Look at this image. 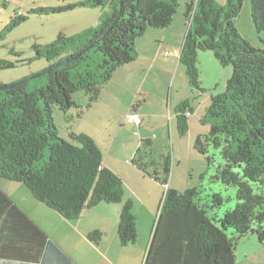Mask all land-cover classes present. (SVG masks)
Listing matches in <instances>:
<instances>
[{
  "label": "trees",
  "instance_id": "16d2710c",
  "mask_svg": "<svg viewBox=\"0 0 264 264\" xmlns=\"http://www.w3.org/2000/svg\"><path fill=\"white\" fill-rule=\"evenodd\" d=\"M249 1L254 29L264 33V0ZM105 4L82 0L47 12ZM108 6L110 14L97 27L69 38L59 36L36 49V57L51 65L43 87L28 92V81L0 91V179L22 184L34 201L69 222L101 204H122L117 236L120 246L127 247L136 242V219L132 202H123L122 180L103 166L102 153L90 137L70 132L68 140L60 138L52 112L76 108L72 96L79 91L88 97V108L96 103L116 70L135 61V41L148 29L169 28L179 6L178 0H113ZM241 6L242 0H227L223 6L214 0H189V26L178 59L189 84L200 92L199 52H212L222 66L231 68L224 91L211 96L207 108L206 117L216 122L207 135L198 136L194 149L207 162V173L212 171L211 183L218 182L224 192L235 190V205L219 216L232 200L223 192L205 193L200 186L184 192L167 188L143 264H235L240 239L252 233L264 242V50L238 34L234 21ZM21 21L20 16L9 26ZM12 67L0 61V69ZM187 108L185 101L177 110L180 136L189 129ZM151 149L150 140L140 141L131 163L167 186L169 159L163 178L156 170L146 173L141 159L151 155ZM46 151L47 160L39 165ZM101 237L95 231L88 239L97 244ZM0 264L75 263L0 189Z\"/></svg>",
  "mask_w": 264,
  "mask_h": 264
},
{
  "label": "rangeland",
  "instance_id": "374dc122",
  "mask_svg": "<svg viewBox=\"0 0 264 264\" xmlns=\"http://www.w3.org/2000/svg\"><path fill=\"white\" fill-rule=\"evenodd\" d=\"M80 1L82 0H0V61L13 64L12 68L0 69V84L11 85L46 71L51 65L44 58L36 57V49H43L56 41L59 36L69 38L97 27L100 19L110 14L111 8L108 4L113 0H105L106 4L101 8L47 12V9L56 10ZM184 1L178 0V6L183 8ZM214 1L218 6H223L227 0ZM41 9H45L46 12L34 13ZM20 16L24 21L10 27L11 22ZM188 25L187 21V30ZM234 25L238 34L252 47L264 50V33H257L254 29L249 0H242L240 13ZM163 31L165 30L148 29L146 34L135 41L136 52L140 54L138 61L119 68L111 82L102 86L98 101L90 108L87 107L88 97L83 91H79L72 96L76 108L68 110L65 114L54 108L52 117L60 138L68 140L70 132L83 133L92 138L102 153L103 161L111 164L114 174L120 176L125 188V182L130 185L135 182L134 180H140L148 190L154 187L155 199L152 210L158 208L166 187L170 186V189L184 192L185 189L200 186L204 188L205 193L223 192L224 196L232 199L218 211L219 216H222L226 210L232 209L235 205L233 201L235 190L224 192L223 186L218 182L211 183L209 177L212 171L207 173V162L194 149V143L198 136L207 135L210 126L216 122L206 117L207 108L211 104L210 95L221 92L220 83L223 82V74H231V68L222 66L212 52H199L197 74L200 88L204 90L203 84L209 82L207 77L209 78L211 74L217 75L220 83L210 91L205 89L204 92H200L194 89L189 84L184 66L175 63V59L169 55L171 48L159 50L160 44L154 42L156 38L154 33H158L157 35L166 33ZM205 53L211 55V63ZM153 56L158 60L156 68L149 74L148 63ZM216 66L219 68L218 71L215 70ZM152 77L157 80L155 85ZM124 83H129L130 86L122 89ZM45 84L44 76L33 78L28 82L26 90L31 92ZM156 86H159V89ZM113 98L117 101L115 102ZM185 101H188L189 106L186 109L187 119L191 114L194 116L190 119L186 135L180 136L173 108L175 104H182ZM110 106L123 115L133 108L140 110L141 127L137 128L127 119L122 126L119 116L110 113ZM148 111L156 114L157 118L145 116L144 113L151 114ZM142 140L153 142L151 155L146 154L141 159L146 166V173L153 174L156 170L159 172L158 176L163 178L164 161L169 159L167 186L156 183L132 165L131 160ZM46 160L47 151L38 162L39 165ZM217 162H220L219 157ZM202 175L204 178L201 180ZM0 189L30 214L36 212V209H44L40 206L38 208V202L33 201L22 184L0 179ZM34 205H37L36 209ZM35 212L33 214H36ZM141 221H143L142 215H140ZM146 238H149L148 231L140 230L139 242L144 244ZM249 239L255 241L252 246ZM241 243L244 251L239 248ZM236 250L241 256L237 257L235 264H264V242L259 243L255 236L241 239ZM246 252H250L248 253L250 256L244 259Z\"/></svg>",
  "mask_w": 264,
  "mask_h": 264
},
{
  "label": "crops",
  "instance_id": "0c3cea01",
  "mask_svg": "<svg viewBox=\"0 0 264 264\" xmlns=\"http://www.w3.org/2000/svg\"><path fill=\"white\" fill-rule=\"evenodd\" d=\"M188 2L189 0L184 1L183 8L179 6L174 16L171 26L167 29H164L165 31H163L166 33H161L159 35H157L158 33L157 34L154 33V35L156 36V38L154 39V42L160 44L159 50H162L167 47L171 48V52L169 55H171L175 59V63H178L179 65H181L178 61L180 51L182 48L184 38L187 34L186 31H188L187 30V20L185 18L186 4ZM168 31H170L171 33H167ZM136 50H137V47H136ZM205 54H206L205 56L211 63V55H209V53H205ZM139 57H140V54L137 53V56L135 59L136 62L138 61ZM157 60L158 59H156V57L154 56L149 60V63H148L149 64V67H148L149 74L151 73L153 69L156 68L155 66L157 64ZM215 68H216L215 69L216 71L219 70L217 66ZM223 77H224L222 79L223 82L220 83L218 81L219 78L217 79V75L214 74L212 76L211 74L209 78L207 77V80H209V82H206L205 85L203 84L204 90L206 89L210 91L212 89H215L216 87H218L219 85L218 83H220L222 85L220 89H221V92H223L224 85L227 79L230 77V74L227 75V73H224ZM152 80L155 85L157 82L156 78L152 77ZM109 82H111V80ZM124 85L122 89H125L124 87L130 86L129 83H124ZM157 88L159 89V86ZM157 88L156 90H158ZM146 92L149 93V91L147 90ZM215 95L217 94L211 93L210 99H211V96H215ZM113 100L115 102L117 101L116 98H113ZM179 105H180L179 103L175 104L173 108L175 118L177 115V110H178ZM109 111L114 116H117V115L119 116V118L122 120V126L124 125L123 122L125 121L126 116L128 114H136L139 116V112H140V110L133 108L127 111L126 114L123 115L121 114L122 112L117 113L116 108L111 107V106L109 107ZM144 115L145 116L147 115L149 118H157V115L152 114V113L151 114L144 113ZM193 116L194 115L191 114L190 117L188 118V125H189L190 119ZM109 122H111V120H109ZM133 125L139 128L142 125V121L140 125H136V124H133ZM79 134H83V133H79ZM103 166L111 170L113 173H115L111 164H108L107 162L103 161ZM134 181L135 182H133L130 185H128L127 182H125L126 188L124 186L123 202L130 200L133 204V214L136 219V233H137L136 242L127 247L120 246L119 241H118V236H117V227H118L119 215H120V211L122 208V204H118V205L101 204L97 206L96 208L84 211L80 219L73 221V222H69L65 220L64 218H62L56 212L49 210L48 208H46L44 205L40 203H38L39 204L38 208L42 207L44 209H36L37 205H34V209H36V212L33 211V213L35 212L36 214H33V213L30 214V212H28L27 210L24 211L23 209H21V207L16 202L14 201L13 202L27 216H29V218H31L35 222V224L46 233L49 239L52 240L75 264H143L145 256H146V252H147V249L150 243L153 226L156 221L158 211H159L163 198L158 208H155L154 210H152L153 201L155 199V188L152 187L151 190H148L147 188L143 186L140 180H134ZM167 188H171V187L169 186V187H166V189ZM173 190L180 192L174 188ZM164 193L162 197H164ZM140 215L143 216V221L141 222H140ZM140 230L142 231L146 230V232L148 231L149 238H146V241L144 244L139 242ZM95 231L101 233L102 235L100 241L97 244L91 242L88 239L89 235ZM246 236L256 237V235L252 233H249ZM249 240L252 246L253 242L255 241H253V239H249ZM242 245L243 243L240 244V247H239L240 250L242 249L241 248ZM248 253L250 252H246L244 254L245 255L243 257L244 259H247V257L250 256V254ZM239 256L241 255H239L238 250H236L235 251V263L237 261V257L239 258Z\"/></svg>",
  "mask_w": 264,
  "mask_h": 264
},
{
  "label": "water",
  "instance_id": "95a60500",
  "mask_svg": "<svg viewBox=\"0 0 264 264\" xmlns=\"http://www.w3.org/2000/svg\"><path fill=\"white\" fill-rule=\"evenodd\" d=\"M72 60H73V59H69V60L61 61V62H59L58 64L54 65V67L61 66V65L66 64V63H68V62H70V61H72ZM50 69H51V68L47 69L46 71H44V72L41 73V74H38V75H36V76H34V77H32V78H29V79L23 80V81H21V82H17V83H15V84H11V85H4L3 87H0V91H4V90L11 89V88L15 87L16 85L25 84V83H27L28 81H30L31 79H33V78L42 77V76H44L45 74H47V72H48Z\"/></svg>",
  "mask_w": 264,
  "mask_h": 264
},
{
  "label": "built area",
  "instance_id": "2783aa9c",
  "mask_svg": "<svg viewBox=\"0 0 264 264\" xmlns=\"http://www.w3.org/2000/svg\"><path fill=\"white\" fill-rule=\"evenodd\" d=\"M167 55V53H166ZM126 119L129 123H132V124H136V125H140L141 124V119L138 115L136 114H128L126 116Z\"/></svg>",
  "mask_w": 264,
  "mask_h": 264
}]
</instances>
